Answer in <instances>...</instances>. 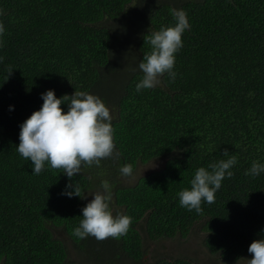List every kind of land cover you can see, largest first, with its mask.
I'll use <instances>...</instances> for the list:
<instances>
[{"label":"trees","instance_id":"obj_1","mask_svg":"<svg viewBox=\"0 0 264 264\" xmlns=\"http://www.w3.org/2000/svg\"><path fill=\"white\" fill-rule=\"evenodd\" d=\"M0 9V264H148L153 242L195 227L221 263L251 258L249 244L264 237V173L246 174L253 161L264 163V0H0ZM172 9L185 10L190 23L176 78L165 74L137 92L138 64L152 50L148 37L175 23ZM107 71L119 79L115 96L100 86ZM47 89L57 97L88 91L113 107L118 157L84 165L71 180L48 165L33 174L16 145L20 124ZM231 156L234 175L215 203L199 213L182 207L178 194L195 171ZM156 159L133 183L119 180L125 164L135 170ZM104 180L112 185L113 215L131 216V227L120 238L78 239L81 209ZM69 183L85 197L63 195Z\"/></svg>","mask_w":264,"mask_h":264},{"label":"clouds","instance_id":"obj_2","mask_svg":"<svg viewBox=\"0 0 264 264\" xmlns=\"http://www.w3.org/2000/svg\"><path fill=\"white\" fill-rule=\"evenodd\" d=\"M0 15L3 10L0 9ZM175 23L154 31L148 37L151 52L145 54L138 64L143 73L136 84V91L152 89L160 83V77L167 74L174 80L177 73L174 71L176 54L183 47L182 36L190 29L187 12L183 9H172ZM5 25L0 22V48L4 46L2 39ZM0 56V62H3ZM10 68L7 74H10ZM43 100L39 109L34 110L20 124L18 153L33 164L32 173L41 174L46 165L62 170L70 180L81 174L82 166H100L104 159L118 157L114 142V127L112 113L108 104L97 95L88 91H74L57 97L54 89H47L41 93ZM67 103L64 111L62 104ZM10 110L13 106H9ZM237 158L231 156L206 167H199L190 181L191 187L179 192V203L189 211L201 212L204 203H215L216 193L221 189L225 178H231L233 166ZM131 164L120 168L121 175H133ZM264 173V163L253 161L246 174L253 177ZM63 195L69 198L81 195V189L69 183ZM92 199L81 209L82 219L74 228L73 235L78 239H87L89 236L97 240L109 237L120 238L127 235L132 217L127 214L113 215L110 207L113 192L109 181L101 183L99 191L91 193ZM251 258L248 264H264V237L254 239L248 246Z\"/></svg>","mask_w":264,"mask_h":264},{"label":"rangeland","instance_id":"obj_3","mask_svg":"<svg viewBox=\"0 0 264 264\" xmlns=\"http://www.w3.org/2000/svg\"><path fill=\"white\" fill-rule=\"evenodd\" d=\"M121 23L114 29V34L119 38V42L122 40L125 33V26ZM115 48L119 51H124L119 47V43L116 44ZM119 51H114V58L123 56V54ZM132 59L133 57L131 56L128 62H131ZM118 85L119 79L114 74L107 71L101 76L100 86L103 87L109 95L115 96ZM109 109L112 113L113 107H109ZM157 165V159L145 164H139L133 171L132 176L125 177L123 175H118V177L120 178L119 180L123 181V183L125 184L133 183L136 178H138V176L142 175L150 169L155 168ZM72 255L76 254L72 253ZM180 257L195 259L198 264H223L221 263L222 261L217 260L215 256L210 255L207 252L201 241L200 230L196 227L191 231V233L186 235V237L176 236L173 238H161L158 241L153 242L149 259L147 258V262L148 264H154L156 260H169ZM238 264H248V259H244Z\"/></svg>","mask_w":264,"mask_h":264}]
</instances>
